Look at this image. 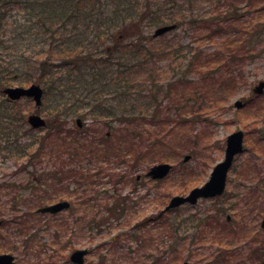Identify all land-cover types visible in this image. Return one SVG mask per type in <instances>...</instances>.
I'll list each match as a JSON object with an SVG mask.
<instances>
[{
    "label": "rangeland",
    "instance_id": "374dc122",
    "mask_svg": "<svg viewBox=\"0 0 264 264\" xmlns=\"http://www.w3.org/2000/svg\"><path fill=\"white\" fill-rule=\"evenodd\" d=\"M140 1L143 9L138 11L139 16L151 9L153 13L150 12L144 18L145 23L137 26L139 31L153 37L161 51L160 56L163 53L161 49H166L167 43H170L171 50H174L172 54H167L169 57L166 56V59L159 58L156 63L159 67H156L152 73L149 72V64L145 63L146 68L140 71V77L146 82L152 79L157 83L174 81V97L162 102L166 103V107L148 110L149 115L144 119V127L151 128L153 126L149 123L151 121L154 123L157 121L159 125L152 127L154 132H147L148 137L152 136L151 150H147L146 138L137 137L140 143L135 144L137 148L136 153L132 155L135 156L134 158L130 156L128 148L130 147L129 134L127 132L121 135L116 134L114 130V127L123 124L122 120L114 118L115 115L112 117L106 111L108 107L126 105L128 99L124 98V95L117 93L115 96L113 93L106 92L102 95L106 110L104 106H96L92 109L96 101H91L90 104L82 105L89 107L88 111L92 112L91 115L85 116L81 113L66 118L64 126L71 129L77 128L75 118L81 116L82 127H90L99 138L102 137L104 143L100 147L104 151L107 149L105 152H110L109 155L105 152H103L104 155L100 153L97 159L86 162L94 173L97 170H103L101 182L94 184L95 188L92 191H85V199L88 200L90 196H94L91 199L94 207L86 206L84 202L82 205L73 200L77 195H82L81 190H84L83 187L79 191L75 188L77 177H65L62 182L57 181L54 173L57 165L53 162L54 158L48 157V149L45 148L47 156L42 158L41 162L38 158L32 161L29 155L36 153L39 141L34 142V140L39 139L47 127L40 129L31 127L28 116L38 111L45 118H49V122H53L52 125L58 123L59 119L63 121L62 115L55 110L57 107L61 110L64 106L61 104L63 97L54 88L66 90V95L71 92L72 87L67 85V72L70 71L64 66L59 67V72L66 74L57 80L55 86H52L55 80L50 82V85L41 83L44 87L46 86L47 94L39 110H36L34 101L29 98L11 102L2 91L5 84L0 82V218L3 217L8 221L30 220V225L22 232L16 231L17 224L11 226L9 223L6 230L10 231L11 235L6 234L9 240L14 238L15 240L11 248L0 250L19 254L21 263L18 264H40V262L41 264H67L69 255L77 247L94 249L87 254L86 264H103L102 261L105 264H151L160 250L158 251L155 240L153 244L142 246L140 240L147 233L143 228L136 226L141 221L140 217L158 215L173 196L187 194L193 187L207 181L213 167L224 158L227 136L237 129L245 131V151L236 156L229 171L226 193L221 198L199 199L195 205L188 203L174 207L161 214L164 223L160 218L161 220L155 222L157 224L151 222L149 226L152 231L156 226L154 230L158 231L155 233L172 223L178 226L177 239L170 240L176 248L173 253L175 254L174 264H183L186 260L191 264H205L209 261L212 264H260L264 259V230H259L258 242L254 246L253 237L250 234L252 229L257 230L260 227L264 216V94L257 96L252 90L258 80L264 79V26L256 28L258 31H263L259 46L248 50V54L256 53L257 55L242 61L243 69L239 67L244 71L243 78L238 79L234 76L232 79L227 71L222 68L217 69L225 46L230 40L235 41L234 36L238 37L229 31L232 26L243 29L251 21L264 23V9L257 15L255 11H249L264 6V0H231L232 6L228 5V0H191L190 6L193 9L187 10L181 9L182 5H188L185 0H171L169 4L168 0L166 4H163L162 0ZM99 3L104 9L97 10L96 6L93 10L101 14L104 19H110L112 16L111 20L116 24V27L108 28V34H104L106 38L104 43L110 45L116 38H121L120 36H122L121 41L129 42L133 37L138 36L133 34L139 32L135 24H125L123 27V20H126V17L123 18L122 11L109 13L113 6L120 9L117 0H99ZM236 6L242 8L240 14L247 13L241 17L245 18L243 22L241 18L234 17L231 20L225 18L226 12L235 16ZM170 8L176 11V17L179 18L177 27L154 37L153 32L158 25L171 22L163 21L152 25L156 10L168 11ZM11 13L16 19H21V22L25 21L24 10L18 11L12 5ZM183 16V22H181L180 19ZM186 17L189 19L186 20ZM205 17L215 20L210 28L203 27ZM92 26L97 35L102 34L100 30L103 29L99 28L95 21L92 22ZM82 28L79 29L81 34ZM221 30L225 33L220 32ZM250 32L253 33V30ZM44 35L40 36L35 32L25 34L26 40L22 45L26 47L29 55H32L34 49L45 40ZM251 36V39L246 38L248 43L253 40V35ZM100 39L99 37L97 40L100 41ZM146 42L150 41L146 40ZM198 49L203 51V55L202 58L196 59L194 54ZM238 49L236 48L237 51ZM121 51L123 52L120 54L115 52L114 56L119 55L120 58L123 55L126 62L130 61L128 49L124 47ZM25 54H27L26 51ZM11 57L14 56H0V66H7ZM98 57L102 59L92 60V63L96 62V64L91 63L94 65V71L103 72L104 78H111L110 69L116 70V65L110 67V64H107L106 58L109 57L107 53L95 54V58ZM16 58L17 56L14 59ZM192 64L198 65V68L193 67ZM85 71L92 70L85 69ZM32 72H36L37 75L40 69L27 73ZM191 76L198 78L190 80ZM76 81L79 83L77 79ZM28 84L30 83H23V85ZM9 85L18 84L11 82ZM81 87L84 88V94L89 96V89L81 85L75 87L76 92L79 93ZM198 91L200 94L196 93ZM99 95L97 93L94 99H97ZM90 96L94 97L95 92ZM68 97L71 98L68 103H72L73 95ZM149 99L151 97L147 96L142 102L143 105L149 104L146 103ZM238 99L245 103L241 108L235 105ZM86 100L87 98L83 97L80 102L84 103ZM166 108L169 111L171 109V112L167 114ZM100 112L102 113L98 117H94ZM121 113L120 110L118 114L121 115ZM124 125L128 127L127 124L124 123ZM113 154L116 156L114 157ZM186 155L191 156L186 159ZM127 161L132 162L136 167L131 169ZM165 162L173 165L166 176L153 179L145 175L154 164ZM255 162L257 164H253ZM256 165L258 170H255ZM94 178L99 179V174H94ZM114 180H117L116 184ZM93 191L96 192L93 193ZM104 191L112 196L108 199L104 198L106 197ZM75 193L77 194L74 197ZM115 198L119 201H124L126 198L125 201L134 205V208L132 210L129 208L127 213H123L126 215L121 214L120 210L112 208ZM62 199H69L72 205L69 209L58 213L57 217L36 211L39 206ZM220 207L233 208L229 213L234 219L232 220V217L229 222L225 214L221 215L218 212L219 223L222 224L225 221L224 226L227 229L219 228L221 233L219 235L209 230L206 232L209 237L207 236L203 242L195 243L200 226L197 225L198 221L190 223L192 218L199 217V219L207 220L206 215L217 213L216 208ZM261 211L263 213H260ZM76 215H81L82 220L76 221ZM185 219L189 222L186 223ZM104 220L107 221L104 223ZM99 221L102 225L98 230L95 227L91 232L90 227L95 226ZM212 222L215 224L214 219ZM65 223H69L67 229L63 226ZM188 223L191 227L187 228ZM204 223L205 221H202L201 225ZM163 225L166 226L163 227ZM201 228L204 227L201 226ZM31 233H35L33 237L36 241L33 240L31 245L35 249L27 250L28 247L25 248L22 241L26 240ZM91 233L95 236L94 239L90 237ZM136 233L141 237L136 239ZM181 236L185 239L181 240ZM37 239L45 243L41 249L37 248ZM0 248L5 247L0 246ZM31 255L35 258L34 262L29 260ZM129 255H134L135 258L132 259ZM147 255L151 256L147 257Z\"/></svg>",
    "mask_w": 264,
    "mask_h": 264
},
{
    "label": "trees",
    "instance_id": "16d2710c",
    "mask_svg": "<svg viewBox=\"0 0 264 264\" xmlns=\"http://www.w3.org/2000/svg\"><path fill=\"white\" fill-rule=\"evenodd\" d=\"M185 1L188 5H182L181 9H193V7L190 6L191 0ZM117 2L118 5H120V9L119 7L116 8L113 6V8L109 10V13L112 11H117L118 13L122 11L123 18L126 17V20H123V27H125V24L128 25L133 23L139 31L140 29L137 26L140 23H145L143 20L150 12H152V9L149 12L139 16L138 11L143 9L141 7L140 0H117ZM161 2L166 4L167 0H162ZM170 2L171 0H168L167 3L169 4ZM232 4L233 3H231V0H228V5L232 6ZM12 5H14L18 11L24 10L25 21L21 22V19H16V17H14L15 15L11 13ZM96 6L97 10L104 9L100 7L99 0L0 1V36L4 37H0V56H14L11 57V60L7 62V66H0V68H2L0 71V82H2V84L9 85L11 82L23 84L38 81L40 83L50 85L55 80L52 83V86H55L57 80L62 78L63 74H66L64 72H59V67L64 66L70 71L67 72V85L72 87L71 92L66 95V90L59 87L54 88L57 89L58 94L63 97L61 104H64V106L62 109L59 110L60 107L55 108V110H57L56 113L62 115L63 121L59 119L58 123L56 122L53 125V122L49 123L48 130L40 135L39 139L34 140V142L39 141V146L35 150L36 153L29 154L30 158L32 161H34L35 158H38V161L41 162L42 158H45V156H47L46 154L49 153L48 157L50 159L54 158L55 160H53V162L57 165L56 169H54L57 181L62 182L63 178L65 177H77V186L75 188H78L79 191L81 187H83L84 190H81L83 192L82 195H77L76 197L75 195L77 193H75V198L73 200L82 205L84 202L86 206L93 207L94 203L91 201V199L94 198V196H90L88 200L85 199V191H92V189L95 188L94 184L101 182L100 179L103 177V170L100 169L94 173L92 172L89 164L86 162L97 159L100 156V153L104 155L103 152H105L107 149L104 151L102 147H100L102 143H104L102 137L99 138V136H97V134L91 130V128H88L85 133H82L81 129H70L64 126V124H66V118L81 113L85 116L91 115L92 112L88 111L89 107L82 106L83 104H90L91 101H96L92 105V109L96 106H104L106 110L107 107L104 105L105 101L102 99V95L106 92L113 93L115 96H117V93L124 95V98L128 99V103L126 105L108 107L106 111L111 114L112 117L115 115L114 118L122 120L123 124L119 127H114V130L116 134L121 135L124 132L129 134L130 147L128 148L130 149V156L134 158L135 156L132 155L137 148L135 144L140 143V140H138L137 137H139V139L140 137L146 138L148 144L147 150H151L150 138H152V136L148 137L147 132H154L152 127L159 125L157 121L155 123L151 121L149 122L153 125L151 128L146 129L144 127V119L147 115H149L148 110L150 108L166 107V103L162 102L165 99L169 100L174 97L173 90L175 88L174 81L157 83L152 79L151 81L146 82V80L141 78V75L139 74L142 69L146 68L145 63L149 64L150 73H152L156 67L158 68L159 66H157L156 63L158 62L159 58L166 59V56L169 57L167 54H172L174 52V50H171L170 43L166 44V49H161L163 50V53L160 56L159 52L161 53V51L156 45L155 40L152 39L153 37L151 38L150 35H144L141 31H139L138 33H133L134 35L138 34V36L133 37L129 42L121 41L120 38H116L113 43L107 45L104 43V39H106L104 34H108V28L113 26L116 27V24L115 21L112 22V16H110V19H104L101 14H97L96 10H93V8ZM147 7L148 6H146V8ZM173 8H170L168 11L156 10L157 13H155L153 17L152 25L163 21L179 22V18L176 17V11H173ZM262 9H264V6L256 8L255 10L250 9L249 11H255L257 15V13L261 12ZM234 10L235 16L229 14V12H226L225 18L231 20L234 19V17L241 18L247 15V13L240 14V6H236ZM183 18L184 16L182 19H180L181 22H183ZM185 19L188 20L189 18L186 17ZM241 20L243 22L245 18H241ZM94 21L99 28L103 29L102 31L100 30L102 34L97 35L96 30L94 31L92 29L94 28L92 26V22ZM204 21V28H210V25L215 22V20L209 17H205ZM254 25L256 26L255 28ZM262 26H264V23L254 21H251L245 25L243 29L232 26L229 31H232L231 34H236L238 37L234 36L233 38H236L235 41L230 40L229 44L225 46L223 56L221 59H219L220 64L217 69H224L232 79H234V76L237 78L239 75H241V63L242 61L249 59L251 55V53L248 54V50L254 49L255 46H258L260 43L263 31H258L256 28ZM80 27H83L82 34L79 30ZM252 30L253 33L250 32ZM32 32L37 34L39 33L40 36L45 34V40L41 41L40 46L38 45L34 49L32 55H29L30 53H28V50L22 45V43H24L26 40L25 34H31ZM220 32L224 31L221 30ZM251 35H253V40L251 43H248L246 38L251 39ZM209 36L211 37V31ZM99 37L101 38L100 41H98ZM146 40H149L150 42H146ZM47 43L48 45L46 46ZM124 47L130 52V61L127 62L125 61V57H123V55H121L120 58L119 55L117 57L114 56L115 52H118L119 54L123 52L121 50H123ZM236 48H239L238 50L240 52L237 51ZM25 51L27 54H25ZM102 52L109 55V57L106 58L108 61L107 64H110V67L114 65L117 67L116 70L112 68L110 69L112 77H108V79L104 78L103 72L94 71V65H92L96 64V62L92 63V60L97 61L100 58L102 59V57L95 58V54ZM195 55L200 56L199 53H196ZM15 56H17L16 59H14ZM31 56H34V58H31ZM192 66L198 68V65L196 64H193ZM83 67L92 71H85ZM34 69L38 71L40 69V73L37 75L35 74L37 71L27 73ZM56 69H58V71H56ZM76 79L79 81L81 86L87 87L89 89V96L84 94L83 87L80 88V94L76 92L75 87L80 86ZM44 88L45 94H47L46 86ZM94 92L95 96H90V94ZM199 92L200 91L196 93L200 94ZM97 93L100 95L97 99H94L97 96ZM71 94L73 95V102L68 103V100H71V98L68 96ZM80 95L87 98L86 102H80L83 98ZM147 96L151 97V99L146 102L149 104L143 105L142 102L147 98ZM120 110L122 112L121 115L118 114ZM166 111L168 114L171 112V109L169 111L166 108ZM101 113L102 112L97 113L94 117H98ZM124 123L127 124L129 128L126 127ZM159 127L161 128V126ZM45 148L46 150L48 149L47 153L45 152ZM105 154L109 155L110 152L107 151ZM115 156L116 155H114V157ZM127 162L130 163L131 169L136 167L132 162ZM94 174H99V179L94 178ZM112 176H114L113 173ZM113 182L116 184L117 180H114ZM95 192L96 191H93V193ZM104 192L106 193V197L104 198L108 199V197L112 196L107 191ZM83 199L85 200L82 201ZM125 200L119 201L118 198H115L114 202L112 203V208L120 210L121 214L127 213L129 208L132 210L134 205H130ZM231 210H233V208L226 209L225 207H220L216 208L215 212L217 213L206 215L207 220L204 218L199 219V217L192 218L190 223L193 224L194 222L198 221L197 225L200 226L198 229L200 231L196 235L197 239L195 243L203 242L208 236V233L206 232L209 230L213 234L216 233L218 235L220 233L219 228L226 230L227 228L224 226L225 221L224 223L220 224V216L217 217V214L219 212V214H225L227 216V213H229ZM140 218L141 221H139L136 226L137 228H143V230L147 233L140 240L142 246L145 247L151 243L153 244V240H155V243H157V249L158 251L160 250L158 256L152 260L151 264H174L175 254L173 253L176 248L174 247L175 244L171 243L170 240L172 238L177 239L179 233L178 226H176L174 223H172L170 226L163 225V227L166 226L165 229L155 233L158 231L154 230L156 226L153 227V232L149 224L151 222L157 224L155 222L161 220L162 216L154 215ZM213 219L215 220V224L212 222ZM80 220H82V217L76 215V221ZM105 221L107 220H104L103 222L105 223ZM184 221L186 223L189 222L187 219ZM202 221H205L203 225H201ZM164 222V219H162V223ZM190 223L186 225L187 228L191 227V225H189ZM29 225L30 220L28 219L20 221V229L18 230L22 232L25 228L27 229ZM101 225V221L97 222L95 226L90 227V231H94L95 227L98 230ZM63 226H65L67 229L69 223H65ZM201 226L204 228H201ZM33 236H35V233L29 235L26 240H23L25 248L28 247L27 250L35 249L31 246L33 240L36 241V238ZM90 237L92 239L95 238L92 233ZM135 237L137 239L138 237H141V235L136 233ZM183 238L185 239V237H180L181 240H183ZM43 244L45 243H41L37 239L38 249H41ZM91 248L92 247H90V250L93 251L94 249ZM151 255H147V257ZM129 256L132 259L135 258L134 255ZM34 261L35 259L33 262ZM66 262L67 264H70L68 261ZM102 263L105 264L103 261ZM205 264L212 263L209 261Z\"/></svg>",
    "mask_w": 264,
    "mask_h": 264
},
{
    "label": "water",
    "instance_id": "95a60500",
    "mask_svg": "<svg viewBox=\"0 0 264 264\" xmlns=\"http://www.w3.org/2000/svg\"><path fill=\"white\" fill-rule=\"evenodd\" d=\"M175 24L163 25L155 30V35L162 34L172 28ZM264 90V80L260 81L255 91L262 92ZM11 99H19L22 96L33 97L36 104L39 106L42 103L43 89L37 84L33 83L28 87L24 86H9L5 89ZM241 102L236 103L237 106H241ZM28 121L34 126L46 125V120L37 113H32L28 116ZM244 132L237 130L230 134L227 139V149L225 159L220 161L213 169L210 178L202 185L196 186L190 190L186 195H175L171 198L169 204L165 207V210L172 209L184 203L195 204L200 198L215 197L221 195L226 187L228 170L233 163L235 155L243 150ZM190 155H186V159H189ZM172 168V164L158 163L150 167L147 175L153 178H161L166 176ZM70 206V202L67 200L58 201L50 205L40 207L38 210L42 212L56 213L64 210ZM1 223V221H0ZM264 226V220L262 222ZM89 249L86 247L77 248L70 254V260L76 264H85V256L88 254ZM0 264H15V256L11 253L0 254ZM183 264H191L189 261H185ZM264 264V262L262 263Z\"/></svg>",
    "mask_w": 264,
    "mask_h": 264
},
{
    "label": "flooded vegetation",
    "instance_id": "af4514ba",
    "mask_svg": "<svg viewBox=\"0 0 264 264\" xmlns=\"http://www.w3.org/2000/svg\"><path fill=\"white\" fill-rule=\"evenodd\" d=\"M264 94V91L261 93V94H257L256 93V95L257 96H260V95H263ZM257 160H258V158H256ZM253 164H257L256 162L255 163H253ZM255 170H258V166L256 165V167H255ZM257 173H259V171L257 172ZM258 180H260V179H258ZM259 182H261V181H259ZM39 213H42V214H51L52 216H54V217H57L56 215H57V213H50V212H39ZM80 217H82L81 215H80ZM228 220L230 221L231 220V217L230 216H228ZM263 220H264V216L262 217V219H261V222H260V227H258L257 228V230H254V229H252V232L250 233L251 234V236L253 237V239H252V242H253V246L256 244V242H258V238H257V235H258V232H259V230L260 231H262V230H264V226L262 225V222H263ZM0 221H1V223H0V246L1 247H5V248H0L1 250L2 249H9V248H11L12 247V244H13V242H14V240H15V238L14 239H8V235L7 234H9V235H11L10 233V231H8V230H6V228H7V226L9 225V223H11V226H14V224H17V226L15 227V228H17V230L16 231H19L18 229H19V226H20V219H11V220H7V219H4L3 217L2 218H0ZM258 224V223H257ZM256 226V225H255ZM30 228H32V227H30ZM29 228V229H30ZM3 229H4V232H3ZM26 229V228H25ZM7 233V234H6ZM31 234H33V233H31ZM30 234V235H31ZM5 240H8V241H5ZM22 245L24 246V244H23V241H22ZM25 247V246H24ZM1 250H0V253H4V252H1ZM5 252H9V251H5ZM11 253H13V252H11ZM14 255H15V259H16V264H17V261L19 262V254L17 255V254H15V253H13ZM35 258H34V256L33 255H31V257H30V261H33ZM264 262V259L260 262V264H262Z\"/></svg>",
    "mask_w": 264,
    "mask_h": 264
}]
</instances>
